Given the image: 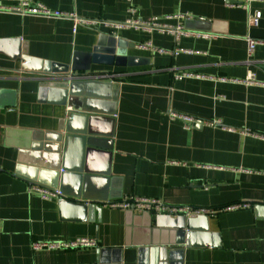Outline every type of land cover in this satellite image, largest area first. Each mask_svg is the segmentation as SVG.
Instances as JSON below:
<instances>
[{"label": "crops", "instance_id": "1", "mask_svg": "<svg viewBox=\"0 0 264 264\" xmlns=\"http://www.w3.org/2000/svg\"><path fill=\"white\" fill-rule=\"evenodd\" d=\"M35 1L86 18L127 17L128 0ZM131 2L135 17L184 33L116 31L122 53L146 60L91 65L77 80L112 82L115 98L82 90L65 106L37 100L41 71L70 64L74 51H89L110 31L0 13V264H264V0ZM248 36L257 41L250 54ZM16 46L20 57L12 58ZM250 72L259 84L241 82ZM74 104L81 116L69 122ZM170 112L194 121L186 128ZM62 171L61 198L28 193L29 184L60 190ZM127 196L249 206L186 218L105 205ZM81 236L98 247L30 246Z\"/></svg>", "mask_w": 264, "mask_h": 264}, {"label": "built area", "instance_id": "2", "mask_svg": "<svg viewBox=\"0 0 264 264\" xmlns=\"http://www.w3.org/2000/svg\"><path fill=\"white\" fill-rule=\"evenodd\" d=\"M229 1V0H224ZM239 4L248 3L251 0H232ZM0 13H10L27 15L34 17H42L46 19L62 18L72 22V30L76 31L78 26L94 27L102 26L110 31V34L116 36V31L122 29H134L143 31L156 30L161 33H172L177 37L184 32L178 27H173L160 23L155 17L150 19H139L135 17L136 7L128 0L127 6V17L120 22H111L103 19H93L79 16L77 13L72 11H62L53 9L35 0H6L3 2L0 0ZM261 13L259 11L249 15L247 23L249 25H256L258 23ZM248 53H252L257 45V41L252 37H246ZM138 47H151V42L140 43ZM161 51V49H158ZM84 73H78L73 75L75 78L83 77ZM89 77H101V75H90ZM184 76L189 74L183 73ZM72 76V77H73ZM103 77V76H102ZM245 85L259 84L254 77L253 73H248L247 76L241 81ZM264 85V83H260ZM170 118H179L184 121L186 128H189V123L194 121L193 118L188 115H182L175 112H170ZM210 124H219V121H210ZM264 139V135H261ZM28 193L40 197L41 199H59L62 197V192L59 189H51L38 184H29ZM105 205L121 210H134L136 212H149L152 214H166L170 216H183L186 218L195 217L199 215L214 216L222 211L237 210L240 208H246L249 205L247 203H234L229 204L220 208L212 207H191V206H171L164 203L162 200L150 197H139V196H127L114 201H107ZM98 241L94 237H75L71 239H56V240H33L31 242V249L33 251H58V250H70V249H90L97 248Z\"/></svg>", "mask_w": 264, "mask_h": 264}, {"label": "water", "instance_id": "3", "mask_svg": "<svg viewBox=\"0 0 264 264\" xmlns=\"http://www.w3.org/2000/svg\"><path fill=\"white\" fill-rule=\"evenodd\" d=\"M8 42L15 43L14 40L11 39L8 40ZM124 44L125 43L117 38V36L108 33H99L95 44L91 46L89 51L73 52L70 64L61 65L49 63L44 67L43 71H41V83L37 91V100L42 103L65 106L67 104H72L71 98L80 95L82 90L88 93L87 96L92 97L95 95L93 98L99 95L103 96L105 99H114L115 90L113 95L111 92L117 85H113L112 82L96 79L77 80L73 75L81 72H89L93 64L128 66L140 62L142 63L146 60L127 56L126 53H122L120 48H122ZM15 48L16 49H13L14 51L10 53L12 58L20 57L19 49L17 46ZM72 110L73 111H70L67 115V120L69 122L79 118L82 112L78 104H74ZM67 175L68 173L64 171L61 172L59 186L63 194H66L64 191V183Z\"/></svg>", "mask_w": 264, "mask_h": 264}]
</instances>
